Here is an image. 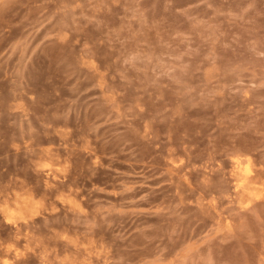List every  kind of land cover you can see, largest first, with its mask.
I'll return each mask as SVG.
<instances>
[{
    "label": "rangeland",
    "instance_id": "obj_1",
    "mask_svg": "<svg viewBox=\"0 0 264 264\" xmlns=\"http://www.w3.org/2000/svg\"><path fill=\"white\" fill-rule=\"evenodd\" d=\"M0 264H264V0H0Z\"/></svg>",
    "mask_w": 264,
    "mask_h": 264
}]
</instances>
